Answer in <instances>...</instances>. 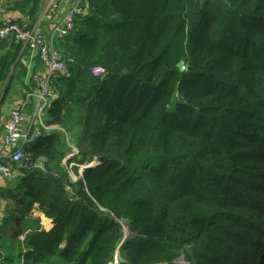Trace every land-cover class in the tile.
I'll use <instances>...</instances> for the list:
<instances>
[{"label":"trees","instance_id":"obj_1","mask_svg":"<svg viewBox=\"0 0 264 264\" xmlns=\"http://www.w3.org/2000/svg\"><path fill=\"white\" fill-rule=\"evenodd\" d=\"M57 47L70 77L43 118L77 152L58 130L26 143L0 261L264 264V0H92ZM24 53L0 41L3 97L35 88Z\"/></svg>","mask_w":264,"mask_h":264},{"label":"built area","instance_id":"obj_2","mask_svg":"<svg viewBox=\"0 0 264 264\" xmlns=\"http://www.w3.org/2000/svg\"><path fill=\"white\" fill-rule=\"evenodd\" d=\"M10 0H0L7 2ZM69 3V8L65 14L56 19V15L50 10L57 7L60 2ZM92 0H47L45 6V18L51 25L49 35L42 33L36 28H29L26 24H20L15 16H8L0 22V41L12 38L20 45V52H29L31 58L37 57L40 64L44 67L43 72L33 70L31 64H23L27 68V77L25 83L32 81L35 88L32 90H23L21 100L10 110L8 117L3 122L1 151H0V176L9 180L14 176L13 166L18 165L26 156L24 147L29 138V107H33V118L37 125V130L32 133L36 138L40 130H58L66 138L69 133L58 126H46L43 122L44 112L50 106L52 100L56 97L53 92V82L60 76L70 77L66 57L61 49L57 48L59 42L63 41L75 28L76 22L83 19L91 12ZM91 73L95 77L103 75L104 70L101 66L91 68ZM2 95H0V99ZM36 102L33 103L32 100ZM73 152L77 149L69 145ZM11 264V263H9ZM182 264H188L183 261Z\"/></svg>","mask_w":264,"mask_h":264},{"label":"crops","instance_id":"obj_3","mask_svg":"<svg viewBox=\"0 0 264 264\" xmlns=\"http://www.w3.org/2000/svg\"><path fill=\"white\" fill-rule=\"evenodd\" d=\"M13 1L14 0H10V1H7V2H0V22L5 17L15 16V17H17L19 19V23L20 24H26L29 28H36L39 31H41L42 33L46 34L47 36L49 35L50 30H51V27H52V24L50 25L47 22L46 18H45V10L46 9L44 8V6H43L42 9H39L37 11V13H35L34 16H30V15H27V14H22L19 9H16V5H15V3H13ZM69 6L70 5H69L68 2L62 1V2H60L59 5H57V7H55L54 9H50V10L56 15L55 16L56 19H60L65 14V12L69 8ZM22 60L25 63L31 64V67L33 69L36 68V71H38V72H43L44 71V69H41V67H40V62H39L38 58L37 57L31 58L29 52L24 53V55L22 57ZM5 97H7L6 100H5ZM5 97H3V99L0 101V144H1V137H2L3 122L8 117V114H9L10 110L21 100V92H20V94H14L13 92H11L9 95H6ZM57 98H58V94H56V97L52 100V102L54 100H56ZM32 105L33 104H31V106L29 107V110H28V112H29V120H30V122H29V128H28V132H29L28 141L32 137V133H34L37 130V125L34 122V118H33V115H32V112H33ZM43 122H44V118H43ZM53 126H57V125H53ZM41 131L42 130H40V133H41ZM49 131H51V130H49ZM80 132H81V127H80V125H78L77 126V129H76V134H79ZM68 133H69V136H68V138H66V142H67V144L69 146L70 145V141L73 142V140L70 139L71 132L68 131ZM72 133H73V130H72ZM0 151H1V147H0ZM73 154H75V153H73ZM73 154H70V155L72 156ZM67 158H69V156L64 159V162L66 161ZM97 162H99V161L97 160ZM82 174L81 175L79 174V177H82ZM70 177H71V179L73 181H76L77 178H78L75 175H74V178H73L71 176V173H70ZM6 182H7V180L3 179L0 176V187L1 186H4ZM3 206H4V202L3 201H0V214H1V211H2ZM0 217H1V215H0ZM44 222H46L47 224H45ZM44 222H43V227H46L47 225H49V227H50L52 225L51 222H48V221H44ZM6 248L7 249H10V247L7 246V245H6ZM183 261L188 262L184 258V255L182 254L177 259V263L178 264H182ZM9 263H11V262H8L7 264H9ZM19 263L22 264V262L20 260H17V264H19ZM11 264H13V263H11ZM188 264H189V262H188Z\"/></svg>","mask_w":264,"mask_h":264},{"label":"rangeland","instance_id":"obj_4","mask_svg":"<svg viewBox=\"0 0 264 264\" xmlns=\"http://www.w3.org/2000/svg\"><path fill=\"white\" fill-rule=\"evenodd\" d=\"M46 4H47V0H44V5H46ZM40 67H41V69H44V67L41 64H40ZM6 99H7V97H5V100ZM32 102L35 103L36 100L33 99ZM77 126L78 125H76L73 128V132H76ZM40 163L41 162L39 161V164ZM80 172H81V167L79 168L78 175H79ZM71 176L74 178V174H71ZM123 235H124V237L128 236V231H127L126 228H123ZM12 239H13L12 236H10V235H8V234H6L4 232V227H1L0 228V250L4 251L6 253H10V254L15 255L16 251H13L12 248H11ZM6 245L9 246L10 249H7ZM118 261H119V256H118V253L116 252V254L114 256V260L111 263H109V264H118ZM5 263H6L5 261H4V263L2 261H0V264H5ZM11 263L17 264V259L13 257V261Z\"/></svg>","mask_w":264,"mask_h":264},{"label":"water","instance_id":"obj_5","mask_svg":"<svg viewBox=\"0 0 264 264\" xmlns=\"http://www.w3.org/2000/svg\"><path fill=\"white\" fill-rule=\"evenodd\" d=\"M177 66H178L179 70H182V69H183V62L180 61V62L177 64ZM98 164H99V162L96 163V165H98ZM82 173H83V172L81 171V173H79V174L81 175Z\"/></svg>","mask_w":264,"mask_h":264},{"label":"clouds","instance_id":"obj_6","mask_svg":"<svg viewBox=\"0 0 264 264\" xmlns=\"http://www.w3.org/2000/svg\"><path fill=\"white\" fill-rule=\"evenodd\" d=\"M45 6L46 5H44V8H45ZM22 63H23V60H22ZM0 95H2V98L0 99V101L3 99V93L0 91ZM21 98H22V96H21ZM58 127H60V126H58ZM62 128V127H61ZM73 150V149H72Z\"/></svg>","mask_w":264,"mask_h":264},{"label":"bare ground","instance_id":"obj_7","mask_svg":"<svg viewBox=\"0 0 264 264\" xmlns=\"http://www.w3.org/2000/svg\"><path fill=\"white\" fill-rule=\"evenodd\" d=\"M95 161H93V162H90V164H93Z\"/></svg>","mask_w":264,"mask_h":264}]
</instances>
